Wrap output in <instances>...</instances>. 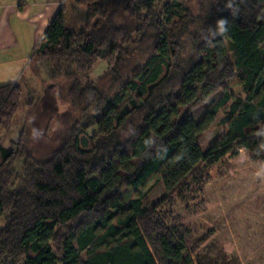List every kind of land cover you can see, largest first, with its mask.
<instances>
[{"label": "trees", "instance_id": "16d2710c", "mask_svg": "<svg viewBox=\"0 0 264 264\" xmlns=\"http://www.w3.org/2000/svg\"><path fill=\"white\" fill-rule=\"evenodd\" d=\"M227 2L63 1L31 59L66 66L82 116L48 158L23 134L0 144V264H195L194 251L201 264L202 239L170 211L202 194L199 166L236 144L264 172V0H235L236 16ZM221 17L229 31L209 42ZM136 52L137 66L125 67ZM99 60L105 84L89 78ZM232 79L241 95L229 92ZM21 96L19 82L0 86V130ZM219 115L225 129L204 152L200 138ZM158 182L166 196L150 207Z\"/></svg>", "mask_w": 264, "mask_h": 264}, {"label": "rangeland", "instance_id": "374dc122", "mask_svg": "<svg viewBox=\"0 0 264 264\" xmlns=\"http://www.w3.org/2000/svg\"><path fill=\"white\" fill-rule=\"evenodd\" d=\"M192 6L199 9L194 3ZM118 18L120 22L131 23L122 11ZM138 53H130L125 67L137 66ZM102 61L89 73V78L99 84H105L108 79L103 75L106 63ZM27 65L19 80L21 106L11 127L0 130V144L11 148L12 142L23 134L34 154L45 159L69 136L73 123L81 120L82 114L69 104V81L64 76L66 66L63 63H46L34 58L29 59ZM228 90L234 95L242 94L235 79L229 81ZM31 99L36 101L34 110L30 108ZM207 106L208 102L196 108L191 119L198 121ZM220 119L221 115L200 138L199 145L204 152L225 129ZM95 130L89 129L88 134H94ZM200 169L204 175L202 194L188 203H176L170 211L178 213L179 224L189 227L194 240L202 239L196 249L201 264H264V172L236 144L231 145L225 155L216 156L212 165L205 162ZM165 196L163 184L158 182L148 191L145 201L153 207ZM165 209L161 206L155 210L161 213ZM191 255L197 264L195 251Z\"/></svg>", "mask_w": 264, "mask_h": 264}, {"label": "crops", "instance_id": "0c3cea01", "mask_svg": "<svg viewBox=\"0 0 264 264\" xmlns=\"http://www.w3.org/2000/svg\"><path fill=\"white\" fill-rule=\"evenodd\" d=\"M61 0H0V82L16 83ZM101 60L97 61L93 67ZM103 62V61H102ZM24 70V71H23ZM1 86V85H0Z\"/></svg>", "mask_w": 264, "mask_h": 264}, {"label": "clouds", "instance_id": "9594fccd", "mask_svg": "<svg viewBox=\"0 0 264 264\" xmlns=\"http://www.w3.org/2000/svg\"><path fill=\"white\" fill-rule=\"evenodd\" d=\"M225 9L230 11V14L232 16H236L239 12L238 6L235 4V0H228V2L225 4ZM229 31V21L225 17H221L215 21V27H210L208 31V37L206 39H209V42H211L212 39H214L218 35H224ZM35 136V132H34Z\"/></svg>", "mask_w": 264, "mask_h": 264}, {"label": "built area", "instance_id": "2783aa9c", "mask_svg": "<svg viewBox=\"0 0 264 264\" xmlns=\"http://www.w3.org/2000/svg\"><path fill=\"white\" fill-rule=\"evenodd\" d=\"M63 1H64V0H61V1H60V5L63 3Z\"/></svg>", "mask_w": 264, "mask_h": 264}]
</instances>
